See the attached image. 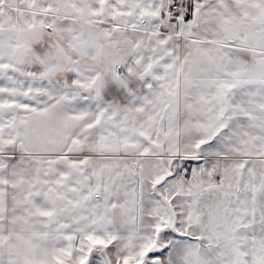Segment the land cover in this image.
I'll list each match as a JSON object with an SVG mask.
<instances>
[{"label": "snow or ice", "instance_id": "6c2138e0", "mask_svg": "<svg viewBox=\"0 0 264 264\" xmlns=\"http://www.w3.org/2000/svg\"><path fill=\"white\" fill-rule=\"evenodd\" d=\"M0 264H264V0H0Z\"/></svg>", "mask_w": 264, "mask_h": 264}]
</instances>
